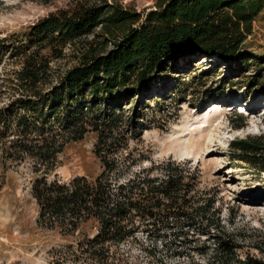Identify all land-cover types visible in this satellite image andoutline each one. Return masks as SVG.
I'll list each match as a JSON object with an SVG mask.
<instances>
[{
    "label": "trees",
    "instance_id": "obj_1",
    "mask_svg": "<svg viewBox=\"0 0 264 264\" xmlns=\"http://www.w3.org/2000/svg\"><path fill=\"white\" fill-rule=\"evenodd\" d=\"M263 9L264 0H158L147 11L84 1L0 38V70L4 58L16 63L0 75V167L31 162L36 223L61 241L54 264H131L112 249L131 241L156 264L194 255L207 264H264L242 254L221 218L218 191L199 186V169L129 150L146 125L144 93L181 61L255 65L263 73L249 92L264 95V54L242 50ZM69 51L68 66L56 71L52 62ZM233 122L244 127L243 113ZM88 133L99 172L61 179L59 156ZM230 147L232 159L264 172V134Z\"/></svg>",
    "mask_w": 264,
    "mask_h": 264
},
{
    "label": "rangeland",
    "instance_id": "obj_2",
    "mask_svg": "<svg viewBox=\"0 0 264 264\" xmlns=\"http://www.w3.org/2000/svg\"><path fill=\"white\" fill-rule=\"evenodd\" d=\"M101 0H0V38L22 33L51 12L73 8L77 2ZM137 11L155 8L158 0H106ZM251 57L264 54V9L253 22L252 34L243 44ZM71 51L54 60L56 71L71 61ZM4 70L16 63L3 59ZM247 70L216 63L215 58L181 61L169 75H160L142 101L139 112L145 127L141 141L131 140L129 150L152 161L167 157L188 160L200 171V187L218 191L221 218L226 229L242 245V254L264 259V172L232 159L230 142L264 134V95L250 94L252 80L263 71L250 65ZM6 96L0 97L5 101ZM159 100L160 104H156ZM244 115V127H232L235 113ZM95 135L70 142L59 156L54 173L63 180L100 170L92 152ZM145 160L143 165L150 161ZM31 162L0 167V264H54L60 246L59 236L38 227V207L31 195ZM141 239V236H139ZM114 255L131 264H156L132 241L112 247ZM168 264H207L194 255L167 259Z\"/></svg>",
    "mask_w": 264,
    "mask_h": 264
}]
</instances>
